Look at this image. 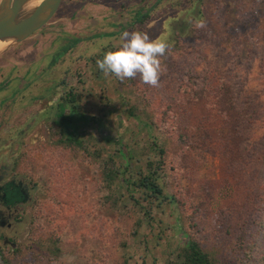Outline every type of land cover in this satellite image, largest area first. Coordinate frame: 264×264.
Here are the masks:
<instances>
[{
  "label": "rangeland",
  "instance_id": "1",
  "mask_svg": "<svg viewBox=\"0 0 264 264\" xmlns=\"http://www.w3.org/2000/svg\"><path fill=\"white\" fill-rule=\"evenodd\" d=\"M154 1L62 0L0 54V183L31 194L12 227L0 222V264H169L189 237L217 264L264 263V243L242 247L264 225V0H169L137 23ZM133 30L169 45L155 87L96 65ZM61 102L81 145L61 132ZM160 149L178 204L133 186Z\"/></svg>",
  "mask_w": 264,
  "mask_h": 264
},
{
  "label": "trees",
  "instance_id": "2",
  "mask_svg": "<svg viewBox=\"0 0 264 264\" xmlns=\"http://www.w3.org/2000/svg\"><path fill=\"white\" fill-rule=\"evenodd\" d=\"M168 2L169 0H156L152 3L149 9L140 8L139 10L136 11L135 21L139 24H146L150 22L159 14H162L163 12L166 11V9L168 8ZM162 3H165L163 7L165 6L166 7L165 8L160 7L161 9L158 10L157 9L158 7L156 6L161 5ZM75 41H77V39ZM65 101L75 103L74 94L70 92ZM60 106L63 107L60 116L61 120L58 121V124L61 127V132L67 135L66 139L69 143L72 144L77 143L81 145L82 140L76 138V135H78L79 123H78V118L75 116L74 113L75 111L73 110L69 113H65L64 111L66 104H63L61 102ZM73 107H75V105H72V108ZM227 112L229 111L227 110ZM118 152L126 160L128 159L130 161L131 159H133L130 150L129 152L128 151L125 152L123 149L119 148ZM160 154H161V160L159 161L149 160L147 162V168L149 169V171H145L141 169L137 171L136 177L134 178L133 181V186L139 189H144L149 196L158 195L163 199H165L164 201H167L170 204H176V203L178 204L179 201L177 196H175L174 194H167L165 192L164 186L161 182L162 177L157 171L159 168L158 166H160L162 163L164 164L163 156L165 154V149H160ZM127 169H129L128 166H126L124 169L116 168L115 170L113 167L109 168L108 176L111 180H114L115 178H120L124 180ZM8 187L10 194L12 195V198L9 201L11 204H16L17 202H20V200L22 201L24 199L22 197L24 195V189L22 188L21 184L10 182ZM11 187H16L15 191L14 189L12 191ZM190 219L193 225L197 224L193 216H191ZM260 226H262V229L259 233V235H261L260 240H258V238H255L254 240L250 239L248 242H245V240L243 239L244 242L242 244L243 245L242 247L246 253L250 252L254 248L255 241H257V243H264V225H260ZM177 257L178 260H173L169 264H217L216 260L211 256V254L205 248L202 247L199 241L191 237H189L187 242L182 247L179 248Z\"/></svg>",
  "mask_w": 264,
  "mask_h": 264
},
{
  "label": "clouds",
  "instance_id": "3",
  "mask_svg": "<svg viewBox=\"0 0 264 264\" xmlns=\"http://www.w3.org/2000/svg\"><path fill=\"white\" fill-rule=\"evenodd\" d=\"M168 49L166 41L154 39L146 31L133 30L124 32L119 44L97 59L96 65L105 75L112 74L120 80L139 75L145 84L155 87L163 71L161 57Z\"/></svg>",
  "mask_w": 264,
  "mask_h": 264
},
{
  "label": "water",
  "instance_id": "4",
  "mask_svg": "<svg viewBox=\"0 0 264 264\" xmlns=\"http://www.w3.org/2000/svg\"><path fill=\"white\" fill-rule=\"evenodd\" d=\"M26 1L1 0L0 39L15 38L16 44L24 41L55 15L62 2V0H42L28 16L19 19L22 5Z\"/></svg>",
  "mask_w": 264,
  "mask_h": 264
},
{
  "label": "flooded vegetation",
  "instance_id": "5",
  "mask_svg": "<svg viewBox=\"0 0 264 264\" xmlns=\"http://www.w3.org/2000/svg\"><path fill=\"white\" fill-rule=\"evenodd\" d=\"M33 35V34H32ZM3 177H0V181H3ZM14 182L17 184H21L22 188L24 189V195L22 196L24 199L20 202H17L16 204H11L9 201L10 199L7 197V190L9 189V183ZM31 198L30 194V188L29 186L24 182L22 179L17 178H11L7 181L0 183V216L5 213H8L6 218L1 220V224L5 225L7 227H12V219L18 218V213L20 212V209L23 208V206L26 205L27 202H29ZM4 217V216H3ZM2 238V235L0 236ZM5 244H11L13 243L11 239L5 238L4 239Z\"/></svg>",
  "mask_w": 264,
  "mask_h": 264
},
{
  "label": "bare ground",
  "instance_id": "6",
  "mask_svg": "<svg viewBox=\"0 0 264 264\" xmlns=\"http://www.w3.org/2000/svg\"><path fill=\"white\" fill-rule=\"evenodd\" d=\"M41 1L42 0H27L26 2H24L19 14V19H23L28 16ZM15 44V38L0 39V54L8 51L13 46H15Z\"/></svg>",
  "mask_w": 264,
  "mask_h": 264
}]
</instances>
